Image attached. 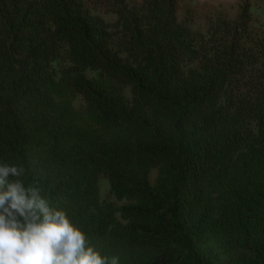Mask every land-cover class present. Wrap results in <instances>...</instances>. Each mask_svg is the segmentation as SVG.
Here are the masks:
<instances>
[{"label":"trees","instance_id":"obj_1","mask_svg":"<svg viewBox=\"0 0 264 264\" xmlns=\"http://www.w3.org/2000/svg\"><path fill=\"white\" fill-rule=\"evenodd\" d=\"M238 9L200 32L183 0H0V163L119 264H264V26Z\"/></svg>","mask_w":264,"mask_h":264},{"label":"clouds","instance_id":"obj_2","mask_svg":"<svg viewBox=\"0 0 264 264\" xmlns=\"http://www.w3.org/2000/svg\"><path fill=\"white\" fill-rule=\"evenodd\" d=\"M24 169L0 163V264H119L102 255L66 210L54 208Z\"/></svg>","mask_w":264,"mask_h":264},{"label":"rangeland","instance_id":"obj_3","mask_svg":"<svg viewBox=\"0 0 264 264\" xmlns=\"http://www.w3.org/2000/svg\"><path fill=\"white\" fill-rule=\"evenodd\" d=\"M183 2L185 7H189L191 8V10L194 11L193 19H192V28L195 31H200V32H205L209 23V19L212 16L215 17L220 12H223L224 14L227 15V17L234 18L239 10L237 7L227 3H224L221 6H212L209 4L199 5L196 3H192L190 0H183ZM96 13L110 23H113L116 19V15L108 12L105 8L100 7L99 9L96 10ZM181 13L182 11H180V14ZM258 25L264 26V22L258 21ZM93 75L94 72L92 70L86 71L87 77L91 78L93 77ZM125 94L127 95L128 98H130L128 89H125ZM72 106L79 116L80 123L85 125L90 124L89 119L87 117L83 98L80 96H75L72 99ZM155 176H156V169H152L149 174L150 183L154 182ZM98 186H99L100 199L102 201H111L114 202L116 205H121L125 203V201L115 200L114 196L110 193L108 182L102 174L98 176Z\"/></svg>","mask_w":264,"mask_h":264},{"label":"crops","instance_id":"obj_4","mask_svg":"<svg viewBox=\"0 0 264 264\" xmlns=\"http://www.w3.org/2000/svg\"><path fill=\"white\" fill-rule=\"evenodd\" d=\"M192 3L199 5L209 4L212 6H221L224 3L233 5L237 8L247 4L249 12L257 18L258 21L264 22V0H190Z\"/></svg>","mask_w":264,"mask_h":264}]
</instances>
